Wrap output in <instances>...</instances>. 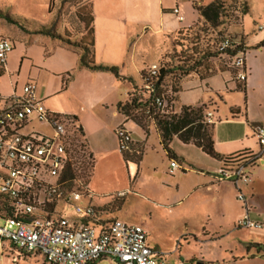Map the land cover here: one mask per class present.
<instances>
[{"label":"crops","instance_id":"crops-1","mask_svg":"<svg viewBox=\"0 0 264 264\" xmlns=\"http://www.w3.org/2000/svg\"><path fill=\"white\" fill-rule=\"evenodd\" d=\"M160 4V25L154 28L153 33L155 35L164 34L166 42L169 44L171 36L200 19L195 11L198 19L190 22L185 16L186 14L183 15L180 11L184 18L180 22L173 13V9L179 8L178 0H174V2L161 0ZM82 8H86L87 11L83 14L79 13L78 20L81 29L78 33L68 34L62 21L52 32L70 40L74 39L73 41L77 43L92 41L95 50V63L105 66L118 65L116 67L119 68L123 79H118L110 72L92 71L81 66L79 51L62 39L31 32L40 28L53 29L51 20L40 23V25H33L32 22H29L31 31H23L0 18V40L8 39L14 47L7 58L5 67L0 69V94L4 96L21 95L23 88L28 83H33L37 87L38 98L43 100L48 110L78 120L94 160V169L89 183V189L93 194L91 202L95 206L108 209L104 217L124 221L119 217H109L121 212L123 205L116 212H112L110 209L116 198L125 197L126 193L134 186L130 165L136 169L139 168L142 158L147 154L145 152L149 148L153 134L151 126L144 130V126L122 114L119 106L125 105L135 88L142 85V72L146 71L148 65H134L140 79L138 82L136 78L126 72L127 68L126 64L122 62L123 59L119 63L109 62L105 57H98L96 49L99 48L106 52L108 49L117 48L115 42L118 39L124 43L126 40H130V47L123 45L128 53L132 46H138L141 43L143 37L147 35L148 28L144 26L142 28L144 33L133 39L132 21L123 19L111 10L95 11L91 7H83L79 4V9ZM179 10L181 9L179 8ZM257 16L258 25L253 36L246 33L244 26L239 33L245 36L247 48L245 64L248 77L245 83L236 79L234 70L222 69L217 66L215 73L207 78L201 79L194 74L184 77L179 92L175 96L176 110H181L184 106L203 107L205 113L212 114L215 124V149L222 157L246 151L255 154L261 151L255 128L264 127V47H259L264 42V9H260ZM88 25L94 31L91 37L85 35L84 28ZM162 55H164V51L161 53L160 59ZM190 91L192 92L190 97L183 96L184 92ZM121 126L130 131L134 141V150L126 154L127 160L125 154L119 150L116 132ZM154 128L158 145L170 164L167 173L173 177L177 176L174 178V188L179 200L171 205L172 209L178 210L184 206L183 203L186 201L190 204L187 208L197 209L202 218L201 230L196 231V235L188 233V230L180 235L179 240L187 241L190 237L196 242L201 239L203 243L211 242V239L219 236L218 234L212 236L207 229L215 215H219L221 219L230 220L235 231H240L236 228L237 222L247 215L246 207L238 200V192L234 184L215 180V176L222 169V162L209 157L193 144L182 143L177 137L171 143L175 156L170 159L163 149L161 136L155 124ZM138 131L140 134H137ZM176 141L181 144H176ZM181 145L195 151L197 159L188 155ZM138 150L140 154L136 153ZM172 160H176L181 168L171 173ZM132 171L134 172V170ZM249 171L251 182L243 188L247 196L249 217L254 222L264 224V157ZM177 173L179 174L177 175ZM180 173L184 176L193 175L194 183L191 185L185 183L184 185ZM193 197L199 200L197 204H192ZM69 218L77 219L74 216ZM185 223L187 227L190 224L188 221ZM260 240L251 243L244 241L243 251L239 256L234 255L232 250L226 251L225 253H230L231 257L228 261H223L222 264H248L250 261L264 264L262 251L258 252L256 248H247L251 244L264 246V239ZM148 245L151 249L160 252V258L168 263L184 262L187 264L188 262L183 259L181 243L177 244L176 242L172 250H166L163 244L157 239L153 240L148 232ZM0 258V264H26L30 260H34L35 264H47L39 255L20 254L9 242H5L0 247ZM190 261L191 264H206L204 257L202 259L191 257Z\"/></svg>","mask_w":264,"mask_h":264},{"label":"built area","instance_id":"built-area-1","mask_svg":"<svg viewBox=\"0 0 264 264\" xmlns=\"http://www.w3.org/2000/svg\"><path fill=\"white\" fill-rule=\"evenodd\" d=\"M173 13L180 22L184 20L179 8ZM229 44L226 40L222 47ZM13 49L10 40H0L1 68ZM231 67L236 79L245 83V55L234 58ZM158 71L159 66L152 65L146 79L150 81ZM157 105L163 112L171 110L162 98ZM205 121L214 124L211 113H206ZM37 124L47 126L48 132L37 129ZM80 130L73 117L48 110L33 83H28L21 95L0 94V247L9 242L20 254L39 255L47 264H92L102 260L110 264H171L149 247L148 232L139 225L114 219L100 231L84 222L96 214L89 185L86 192H80L69 188V182L63 179L68 168L81 169L93 160ZM116 133L120 152H132L130 131L121 126ZM255 134L261 151L253 153V161L258 163L264 157V127H256ZM171 168L172 173L181 166L172 160ZM249 170L245 164L222 167L215 180L234 184L238 200L246 207L247 215L237 228L262 230L264 224L249 217L243 190L251 182ZM65 206L73 208L76 220L67 217Z\"/></svg>","mask_w":264,"mask_h":264},{"label":"rangeland","instance_id":"rangeland-1","mask_svg":"<svg viewBox=\"0 0 264 264\" xmlns=\"http://www.w3.org/2000/svg\"><path fill=\"white\" fill-rule=\"evenodd\" d=\"M167 1L174 2V0ZM212 1L213 0H178V5L181 9V13L183 15L186 14L185 16L188 17V21L193 22L198 19V15L193 8L194 4L198 6L209 5ZM221 1L225 4L226 9L230 11H233V8L238 5V3L244 5L243 0ZM245 1L247 2L249 13L244 18L243 26L246 33L253 36L256 31V26L258 25L257 13L260 9H264V0ZM160 2L161 0H0V10L22 21L32 22L33 25H40V23L51 20L50 23L52 22L53 29L49 30L52 31H54L60 21H62L63 27L70 35L73 34L72 32L78 33L80 31L81 24L78 20V18H80L79 13L87 11L86 8L79 9V4L83 7H91V9L95 11L111 10L114 11L116 15L123 17V19L132 21L133 39H136V36L144 33L142 28L145 26L148 28L147 35L143 37L138 46H132V48L128 50V53H126V48H124V46L129 45L130 47V40H126L125 44L122 40L118 39L117 42H115L117 48L108 49L106 52L99 48L96 49L99 54L98 57H105L109 62L119 63L123 59L122 62L126 64L127 68L126 72L130 73V75L139 82L140 79L138 78L134 65L140 66L147 64V71L153 63L159 66L161 62H170L172 57L171 54H173V48L171 46L172 40L170 39L169 44V42H166L164 34L155 35L153 33L154 28L160 25ZM198 26L199 24L195 25L196 28ZM232 31L239 34L242 28H233ZM73 40L71 41L76 42ZM72 47L78 50L77 47ZM163 51L164 55H162L160 59V55ZM188 53H190V51ZM172 60L176 61L175 58ZM213 65L215 68L219 66L222 69H228V61L226 60L216 61ZM174 81L175 78L170 77L168 83L173 84ZM191 95V91L183 93L185 97H190ZM132 118L137 120L141 119L136 111H132ZM140 122L144 125V118L140 120ZM145 122L148 126H151L153 134L149 148H147L145 152L147 154L142 158L143 160L140 162L139 168L136 169L133 165H130L131 175L134 177L132 183L134 186L126 193V196L123 197L124 203L121 212L109 217H119L127 223L129 222L144 227L151 235V238L153 240L157 239V241L163 244L166 250H172L176 242L177 244L181 243L183 246V259L188 260L187 264L192 263L190 261L191 257H197L199 259L204 257L206 264H211L208 261H213L215 262L214 264H222L223 261H228L231 257L230 253H225L226 251L232 250L234 251V255L239 256L243 251L244 241L251 243L264 239V229H240V231H235L230 220L221 219L219 215H215L214 220L208 224L207 229L212 236L216 234L219 236H215L214 239L210 238L212 240L211 242L208 241L203 243L202 239L196 242L190 237H188L187 241L182 239L180 241V235L186 231L189 230L188 233L196 235V231L201 230L202 218L197 209L192 210V207L187 208L190 204L186 201L183 203L184 206L180 207L178 210L172 209L171 205L179 200L174 188V178L177 176L173 177V175L167 173L170 164L158 145L154 124L150 121ZM37 129L43 132H48L49 130L48 127L43 124H37ZM137 134H140V131H138ZM176 144L180 145L181 143L176 141ZM181 148L185 149L188 155H192L194 159H197L195 151L183 146ZM132 170H134V172ZM178 174L179 173H177V175ZM180 176L181 178L183 177L182 183L184 185L185 183H190L191 185L195 181L193 175L184 176L180 173ZM118 198H122V196ZM191 200H194L191 201L192 204H197L199 202L196 197H193ZM84 203L86 202L84 201ZM64 212L67 217H77L72 207L65 206ZM185 221L190 223L188 227ZM0 224H2L1 220ZM7 261L9 260L7 259ZM35 263L34 260L26 262V264ZM98 264H110V262L106 260L98 262ZM248 264L257 263L250 261Z\"/></svg>","mask_w":264,"mask_h":264},{"label":"trees","instance_id":"trees-1","mask_svg":"<svg viewBox=\"0 0 264 264\" xmlns=\"http://www.w3.org/2000/svg\"><path fill=\"white\" fill-rule=\"evenodd\" d=\"M243 3L244 5L238 3L233 8V11L226 9L225 4L221 0H213L209 5L198 6L194 4L193 8L200 19L194 25L183 28L174 36H171L173 54H171L170 62H161L157 76L150 81L146 79V71L142 72V85L135 88L125 105L119 106L122 114L144 126V130L148 128L145 121L155 124L161 136L163 149L170 159L175 156L171 149V143L177 137L182 143L193 144L209 157L220 160L224 168H234L239 164H245L248 169H252L257 163L253 161V153L250 151L222 157L215 149V124H208L205 121V109L203 107L184 106L181 110H176L174 104L176 101L175 96L179 92L181 81L184 77L194 74L201 79L207 78L215 73L216 68L213 64L219 60L228 61V69L234 70L231 67L232 60L237 56L246 55L245 36L232 31L233 28L241 29L243 27L244 17L249 13L247 2L243 0ZM0 18L5 19L9 24L17 26L23 31H31V24L28 21L14 18L2 11H0ZM196 24H199L197 28L195 27ZM84 30L87 37L93 36L94 31L89 25ZM31 32L62 39L67 44L78 48L81 66L92 71L110 72L118 79H123L118 67L97 65L95 63V50L92 41L88 43L72 42L70 39L54 34L52 30L46 28L32 30ZM226 40H229L230 44L227 48H223L222 44ZM259 47H264V42ZM189 51L190 53H188ZM173 58L176 61H173ZM0 69L2 68L0 67ZM170 77L175 78L173 84L168 83ZM161 98L171 108L168 113L163 112L157 105V100ZM132 111L138 113L141 117L140 120L144 118V125L140 120L132 118ZM80 133L84 139L82 128ZM128 153L130 152L123 153L126 160L128 157L126 154ZM93 169L94 160L86 162L81 169L68 168L63 179L69 182V188L86 192ZM123 199V197L116 198L110 211L116 212L119 210L124 203ZM107 211L106 207L95 206V218L84 220V222L86 224L91 223L98 230L104 231L107 225L114 220L113 218L104 217ZM247 248H256L258 252L262 251L264 253V246L262 245L251 244Z\"/></svg>","mask_w":264,"mask_h":264}]
</instances>
